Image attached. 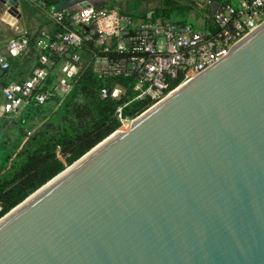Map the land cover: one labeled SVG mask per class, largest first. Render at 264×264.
Instances as JSON below:
<instances>
[{
	"label": "water",
	"instance_id": "obj_1",
	"mask_svg": "<svg viewBox=\"0 0 264 264\" xmlns=\"http://www.w3.org/2000/svg\"><path fill=\"white\" fill-rule=\"evenodd\" d=\"M119 129L0 218V264H264V21Z\"/></svg>",
	"mask_w": 264,
	"mask_h": 264
},
{
	"label": "built area",
	"instance_id": "obj_2",
	"mask_svg": "<svg viewBox=\"0 0 264 264\" xmlns=\"http://www.w3.org/2000/svg\"><path fill=\"white\" fill-rule=\"evenodd\" d=\"M196 1L209 8L203 12L205 27L163 15L136 20L117 4L48 7L47 15L56 29L41 32L37 41L41 52L29 74L2 87L3 111L17 114L32 101L45 103L53 92L67 93L84 60L105 77L134 73L135 97L148 96L155 104L224 57L238 40L264 21V0H240L238 5L227 0L215 12L210 10L213 0ZM29 42L26 33L11 37L7 55L0 53L1 68L8 69V56L20 55ZM54 70L56 79L49 85ZM178 77L182 81L172 87ZM123 89L120 84L112 90L104 86L101 94L119 97ZM122 108L120 105L117 112L125 123L130 118L123 117Z\"/></svg>",
	"mask_w": 264,
	"mask_h": 264
},
{
	"label": "trees",
	"instance_id": "obj_3",
	"mask_svg": "<svg viewBox=\"0 0 264 264\" xmlns=\"http://www.w3.org/2000/svg\"><path fill=\"white\" fill-rule=\"evenodd\" d=\"M148 1L142 11V20L154 15L172 18L170 12L176 8L187 12L198 7L196 0ZM153 1L157 2L151 4ZM215 1L223 3L227 0ZM122 11L136 18L128 11ZM26 34L37 61L41 52L37 41L41 34ZM55 79L54 70L49 85H53ZM135 79L134 73L105 77L84 60L73 78L70 91L64 94L53 92L45 103L32 101L20 114L0 118V130L5 129L0 132V218L116 131L123 124L117 112L120 105H123V117L134 118L153 104L154 100L148 96L135 97ZM181 81L182 78L178 77L172 87ZM117 84L124 87L119 97L102 96V87L112 90ZM8 130H15V134L9 135Z\"/></svg>",
	"mask_w": 264,
	"mask_h": 264
},
{
	"label": "crops",
	"instance_id": "obj_4",
	"mask_svg": "<svg viewBox=\"0 0 264 264\" xmlns=\"http://www.w3.org/2000/svg\"><path fill=\"white\" fill-rule=\"evenodd\" d=\"M21 0L20 8L22 10V19H23V30L19 31L15 27L14 24L4 19V15L7 11L8 5L6 3L1 2L0 0V53L7 55V42L13 36L29 33L31 36L36 34H41L43 30L53 32L56 27L53 22L49 19L47 15L48 7H57V8H76L79 5L81 0ZM97 4H102L104 0H90ZM45 3V4H44ZM48 3V6L46 5ZM58 4V5H57ZM197 8H192L189 11L191 12L203 14V5L198 2ZM151 12H149L150 14ZM204 17V15H203ZM10 61V67L8 71L1 68L0 66V88L2 91V87L9 81H16L25 78L29 72L31 71L36 57L31 52V47L23 51L18 56H8ZM2 96L3 101L0 102V118L4 115H8L10 113H6L3 111V104L5 101L3 92ZM24 108V107H23ZM23 108L20 110V114L23 111ZM13 116L17 114L12 113ZM9 116V115H8ZM15 128V127H13ZM5 129L0 130L2 133Z\"/></svg>",
	"mask_w": 264,
	"mask_h": 264
},
{
	"label": "rangeland",
	"instance_id": "obj_5",
	"mask_svg": "<svg viewBox=\"0 0 264 264\" xmlns=\"http://www.w3.org/2000/svg\"><path fill=\"white\" fill-rule=\"evenodd\" d=\"M229 1H231V3H233L234 5H238L240 2V0H229ZM156 2L157 1H153L151 4H155ZM115 4H117L121 8V10L128 11L132 15H134L136 17L135 18L136 20H142L141 19L142 11L144 7L149 4V1L148 0H104L102 2V5H107V6H114ZM170 15L175 20H184L193 23L197 27H205V19L203 17V14H199L195 12H191L189 14V11L186 12L182 8H176L170 12ZM1 92L2 91L0 88V102L4 100L3 97H1L2 96ZM132 119L133 118L126 120L125 123L128 122V124H132L131 123ZM8 131H10L8 132L9 135L15 134L14 132L15 130H8Z\"/></svg>",
	"mask_w": 264,
	"mask_h": 264
},
{
	"label": "bare ground",
	"instance_id": "obj_6",
	"mask_svg": "<svg viewBox=\"0 0 264 264\" xmlns=\"http://www.w3.org/2000/svg\"><path fill=\"white\" fill-rule=\"evenodd\" d=\"M132 123V122H131ZM132 127V124H128V122H126V123H124L123 125H122V127H120V129L119 130H121V131H128V130H130V128ZM70 168V167H69ZM69 168H67V169H69ZM66 169V170H67ZM65 170V171H66ZM60 176V175H59ZM52 182V181H51ZM50 182V183H51ZM49 183V184H50ZM45 188V187H44ZM6 218V217H5ZM4 219V218H3Z\"/></svg>",
	"mask_w": 264,
	"mask_h": 264
}]
</instances>
